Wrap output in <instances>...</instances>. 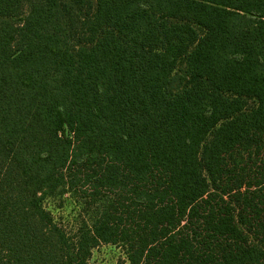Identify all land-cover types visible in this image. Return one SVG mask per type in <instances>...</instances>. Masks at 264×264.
<instances>
[{"label":"trees","instance_id":"1","mask_svg":"<svg viewBox=\"0 0 264 264\" xmlns=\"http://www.w3.org/2000/svg\"><path fill=\"white\" fill-rule=\"evenodd\" d=\"M99 244L264 264V0H0V264Z\"/></svg>","mask_w":264,"mask_h":264},{"label":"rangeland","instance_id":"2","mask_svg":"<svg viewBox=\"0 0 264 264\" xmlns=\"http://www.w3.org/2000/svg\"><path fill=\"white\" fill-rule=\"evenodd\" d=\"M43 205L51 214L54 222L59 225L69 236H72L79 223L87 220L86 213L74 194L62 192L48 196ZM88 264H129L124 249L119 245L99 244L92 249Z\"/></svg>","mask_w":264,"mask_h":264}]
</instances>
